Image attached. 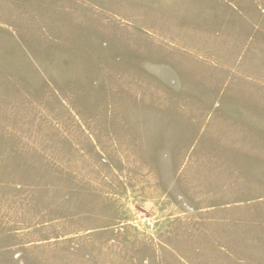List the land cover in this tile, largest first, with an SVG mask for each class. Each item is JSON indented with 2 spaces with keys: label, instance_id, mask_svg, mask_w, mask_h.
Returning <instances> with one entry per match:
<instances>
[{
  "label": "rangeland",
  "instance_id": "1",
  "mask_svg": "<svg viewBox=\"0 0 264 264\" xmlns=\"http://www.w3.org/2000/svg\"><path fill=\"white\" fill-rule=\"evenodd\" d=\"M0 264H264V0H0Z\"/></svg>",
  "mask_w": 264,
  "mask_h": 264
}]
</instances>
